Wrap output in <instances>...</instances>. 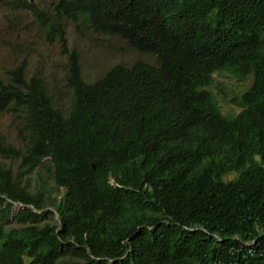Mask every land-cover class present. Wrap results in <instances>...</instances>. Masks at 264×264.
I'll return each mask as SVG.
<instances>
[{
	"label": "trees",
	"instance_id": "obj_1",
	"mask_svg": "<svg viewBox=\"0 0 264 264\" xmlns=\"http://www.w3.org/2000/svg\"><path fill=\"white\" fill-rule=\"evenodd\" d=\"M12 1L66 42L43 0ZM52 4L154 60L87 81L70 49L67 111L40 76L6 70L0 111H24L26 145L0 149L45 167L54 194L0 164V264H264V0ZM221 69L251 77L233 113L210 88Z\"/></svg>",
	"mask_w": 264,
	"mask_h": 264
},
{
	"label": "rangeland",
	"instance_id": "obj_2",
	"mask_svg": "<svg viewBox=\"0 0 264 264\" xmlns=\"http://www.w3.org/2000/svg\"><path fill=\"white\" fill-rule=\"evenodd\" d=\"M53 1L43 0L41 3L38 1V4L43 12H50ZM63 28L69 48L78 52L82 74L87 81L97 79L115 63L130 66L137 60H154L150 53L132 47L126 39L96 32L85 21L67 20ZM64 52L60 40L47 37L40 27L39 18L30 9L15 7L12 0H0V78H6L7 69L22 64L25 77L29 78L33 74L40 76L54 102L63 111H67L73 95L66 84L68 57ZM250 81V76L240 79L233 72L221 69L213 73L210 88L221 109L233 113L237 108L229 102V98L243 91ZM24 114L23 110L0 111V142L4 147H25ZM0 164L10 167L14 174L18 173L23 183L30 184L31 191L38 185L54 194V180L45 167L38 166L24 171L20 168V158L6 155L1 149ZM235 175L236 172H230L224 178L230 179ZM21 207V203H13L6 226L19 225L13 214ZM46 208L54 209L49 203Z\"/></svg>",
	"mask_w": 264,
	"mask_h": 264
},
{
	"label": "clouds",
	"instance_id": "obj_3",
	"mask_svg": "<svg viewBox=\"0 0 264 264\" xmlns=\"http://www.w3.org/2000/svg\"><path fill=\"white\" fill-rule=\"evenodd\" d=\"M52 7H53V4H52ZM31 10V9H30ZM32 11V10H31ZM51 12H52V10H51ZM51 12H50V17L48 18V19H50L51 18V15H52V19H57V20H59L60 22H61V26H62V29H63V32H64V37H65V39H66V42L65 43H62V40L60 39V37H59V35L58 34H55L53 37H50L49 36V34L45 31V27L43 26V31L47 34V37L49 38V39H54V38H58V40H60V43L64 46V48H65V52L64 53H66L67 54V57H68V51L70 50V49H74V48H69V46H68V44H67V37H66V35H65V30H64V28H63V24H64V22L65 21H67V20H72V21H74V22H78V21H85L86 23H87V21L86 20H84V19H82V18H80V19H77V20H73V19H71V18H69V17H66V16H64V15H61V14H59V15H53V14H51ZM88 24V23H87ZM89 26V25H88ZM91 28V27H90ZM92 29V28H91ZM93 30V29H92ZM97 32V31H96ZM100 33H102V32H100ZM76 50V49H75ZM77 52V51H76ZM78 53V52H77ZM78 57H79V55H78ZM81 67V66H80ZM67 69H68V67H67ZM14 203V202H13ZM19 203V202H18ZM23 206V205H22Z\"/></svg>",
	"mask_w": 264,
	"mask_h": 264
},
{
	"label": "water",
	"instance_id": "obj_4",
	"mask_svg": "<svg viewBox=\"0 0 264 264\" xmlns=\"http://www.w3.org/2000/svg\"><path fill=\"white\" fill-rule=\"evenodd\" d=\"M92 166H94V163L92 164ZM14 203H16V201H14ZM22 204V203H21ZM40 211V210H39Z\"/></svg>",
	"mask_w": 264,
	"mask_h": 264
}]
</instances>
